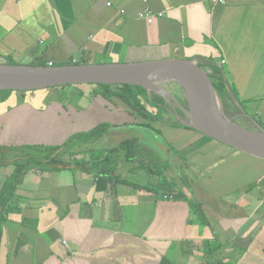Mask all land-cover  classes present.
<instances>
[{"label":"crops","instance_id":"1","mask_svg":"<svg viewBox=\"0 0 264 264\" xmlns=\"http://www.w3.org/2000/svg\"><path fill=\"white\" fill-rule=\"evenodd\" d=\"M163 58L193 59L212 82L229 81L264 123V0H0V63ZM14 98L0 100V127L22 104ZM173 130L180 158L192 143L206 154L192 165L201 179L175 192L163 172L120 151L109 153V180L89 168L90 153L62 155L55 170L25 168L0 223V264H264V159ZM5 145L8 164L30 156Z\"/></svg>","mask_w":264,"mask_h":264},{"label":"rangeland","instance_id":"2","mask_svg":"<svg viewBox=\"0 0 264 264\" xmlns=\"http://www.w3.org/2000/svg\"><path fill=\"white\" fill-rule=\"evenodd\" d=\"M100 61V59L97 60V62ZM44 63L46 64V62ZM56 64H60V60H57ZM111 85H113L111 86L113 89H126L122 84ZM155 85L156 87H150L147 93L150 97H153L155 93L161 95L164 99L166 98L168 101L163 104V107L175 110L177 105L182 104L181 102H187L186 92L177 80L164 79L158 81ZM99 86L101 87L97 83H82L66 84L37 90H9L15 93V98L14 100H7V103L10 105L15 101V106L21 101L22 104L15 112L9 115L6 122H3L5 124L0 127V148L5 149V144H10L20 147L21 150L25 148L26 151L36 155L37 150L29 149L27 147L28 145L49 147L65 145L67 143L68 146L78 147L79 145H74L75 140H72L75 135L90 131L101 123H108L111 127L110 132L100 141L92 145L88 144V146L93 147L91 149H99V153L102 152L100 148L105 149L103 151L105 158L111 151L119 152L118 147L123 141H127L126 139L133 140L135 138L133 142V147L135 148L134 160L139 159L145 164H148V166H151V168L153 167L163 172L161 175L165 178L163 176L161 178L166 181L163 185L168 191L175 192L178 190L179 188L176 186L177 182L188 184L192 180L198 181L201 179L198 177L196 171L194 173L192 165L196 162V156L205 153L199 150L201 146L192 143L186 149V156L180 158L179 153L175 151V148L178 147L174 146V143L173 145L169 143L168 138L171 137L169 133L174 131L173 129L183 128V126L173 125L175 120L170 117V112V114L165 112L164 118L153 122L151 121V125L145 127L140 125L138 121L149 120L137 117V113L133 109L128 108L122 99L116 96L112 98L102 96L98 93ZM125 107L130 111L126 110ZM149 109L152 112H159L161 107L149 105ZM244 109H246L245 104L243 106L240 104L239 115H233L234 121L249 129L260 130L264 128V123L259 116L254 113L248 114L247 111H243ZM199 133L204 138L207 137L206 139H208L209 144H222L232 147L201 132ZM70 139L72 140L71 142H69ZM83 147H86V145L80 146V149ZM112 148L115 149L112 150ZM88 154V152L84 153L86 156ZM12 156L13 153L11 150H7V152L0 151V162H6L0 164V186L3 181V175L1 173H8L10 167L15 165L14 162L12 164L7 163ZM180 159L184 160L182 164L186 163V168L184 166H174L172 168L176 163L179 165ZM91 167L94 168L93 165ZM176 173H179L181 178L176 176ZM155 186L158 187L157 184ZM190 191L191 188L186 187V194L190 196L187 199L195 205L197 203L196 197L191 195Z\"/></svg>","mask_w":264,"mask_h":264},{"label":"water","instance_id":"3","mask_svg":"<svg viewBox=\"0 0 264 264\" xmlns=\"http://www.w3.org/2000/svg\"><path fill=\"white\" fill-rule=\"evenodd\" d=\"M164 79L177 80L186 92L187 107H182L184 116L173 114L183 125L264 159V128L249 129L234 121L233 117H228L209 73L193 59L163 58L54 66L0 63V90H37L66 84L97 83L137 85L148 91ZM167 101L165 98V103Z\"/></svg>","mask_w":264,"mask_h":264},{"label":"trees","instance_id":"4","mask_svg":"<svg viewBox=\"0 0 264 264\" xmlns=\"http://www.w3.org/2000/svg\"><path fill=\"white\" fill-rule=\"evenodd\" d=\"M74 63V62H71ZM7 64V63H6ZM35 65H44L47 66L48 64H45L44 62L36 63ZM101 85L99 92L102 96L112 98L116 96L117 98H120L123 100V102L127 105L128 108L133 109L137 114V117L145 118L149 121H142L140 122L143 126H150V122L157 121L165 117V112L168 114L169 111L166 109V107H163V104L165 103V99L158 94H153V97H150L147 93V89H145L142 86L137 85H129V84H122L124 85L126 89H113L111 84H99ZM214 87L217 89L218 94L220 96V99L223 103L224 113L228 117H233V115L239 114V105L241 104L243 106V101L239 99L235 94V88L231 86V83L229 81H220V82H213ZM118 86V85H116ZM11 91L9 90H0V100H6L7 95H9ZM6 94V95H5ZM2 95H5L3 97ZM2 96V97H1ZM238 100V101H236ZM149 105H156L161 107V110L159 112H152L149 109ZM127 108L128 111H130ZM170 117H172L175 120V123H173L174 126H183L179 120L175 118L172 114H170ZM190 128V127H188ZM193 129V128H192ZM110 132V125L108 123H101L98 126L94 127L92 130L81 133L79 135H75V137L72 140H75L74 145H79L78 147H72L68 146L66 143L65 145H55V146H49V147H37L35 145H26L29 149L37 150V154H32L26 149H22L17 146H11L10 148L12 150H16L19 152H22L24 155H30L25 160H16L14 161L15 169L14 171L7 177V179L4 181L2 187L0 188V223L4 217L5 209L8 207L9 204L14 199L16 189L18 185L22 182L23 176L25 174L24 170L25 168H34L35 166H42L44 170H55L61 168V166H65L64 159H60L59 157L62 155L67 156H73L75 154L80 153H90L89 162H86L89 164V168L92 171H95V175L98 177V179L101 180H109L112 178V163L111 159L109 157V154H107L105 160H104V152L105 149L100 148L102 151L91 149L93 147L88 146V144H94L98 141H100L106 134ZM69 140L71 142L72 140ZM123 141L120 146L118 147V151L124 152L125 157L127 160L134 159V151L135 148L133 147V142L135 141V138L133 140ZM68 142V143H69ZM86 145V147H83L80 149V146ZM76 148V149H75ZM96 150V151H95ZM113 151L110 152L112 154ZM42 159H38V158ZM47 161H46V160ZM29 164V165H28ZM91 165L94 166V168L91 167ZM185 193L183 191H180L176 195V197H185ZM192 204V203H191ZM194 208L200 209L198 206V203L195 205L192 204ZM161 264H173L170 260L167 258L162 259ZM216 264H227L223 261L218 260Z\"/></svg>","mask_w":264,"mask_h":264},{"label":"flooded vegetation","instance_id":"5","mask_svg":"<svg viewBox=\"0 0 264 264\" xmlns=\"http://www.w3.org/2000/svg\"><path fill=\"white\" fill-rule=\"evenodd\" d=\"M182 104H179V105H177V107H176V109L174 110H171L170 108H168V107H166V109L173 115V114H180V115H182V116H184L183 115V111H182V107H184V108H186L187 107V104H186V102L185 101H183V102H181ZM239 114H237V116H238ZM174 116V115H173Z\"/></svg>","mask_w":264,"mask_h":264},{"label":"built area","instance_id":"6","mask_svg":"<svg viewBox=\"0 0 264 264\" xmlns=\"http://www.w3.org/2000/svg\"><path fill=\"white\" fill-rule=\"evenodd\" d=\"M223 1V0H222ZM147 11H148V13H147V16H151L152 14L150 13V11H149V9L147 8ZM49 65H53V63L52 62H50L49 63Z\"/></svg>","mask_w":264,"mask_h":264}]
</instances>
